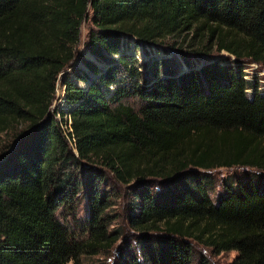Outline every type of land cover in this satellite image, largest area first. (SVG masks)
<instances>
[{
  "label": "trees",
  "instance_id": "obj_1",
  "mask_svg": "<svg viewBox=\"0 0 264 264\" xmlns=\"http://www.w3.org/2000/svg\"><path fill=\"white\" fill-rule=\"evenodd\" d=\"M245 61L264 70V0H0V264H81L120 236V264H208L195 245L264 264V185L206 191L212 169L264 172ZM117 198L129 232L109 228Z\"/></svg>",
  "mask_w": 264,
  "mask_h": 264
},
{
  "label": "rangeland",
  "instance_id": "obj_2",
  "mask_svg": "<svg viewBox=\"0 0 264 264\" xmlns=\"http://www.w3.org/2000/svg\"><path fill=\"white\" fill-rule=\"evenodd\" d=\"M90 27V23L88 21H83L80 25V38H79V44L77 46V56H85L87 60H90V58L86 55V51L84 48L85 42H86V34ZM127 54H133L136 56V58L139 60V63H144L147 58L150 57H170L172 52L170 54H164V52L160 50H155L154 47L147 48V54L145 55L141 49H138L137 51L134 50L132 43H130L128 48H123ZM176 58V56L174 55ZM232 57H228L226 53L220 52L219 55L215 57V60L220 62L221 65H226L228 63H232L231 60ZM195 60V59H194ZM177 70L179 74L186 72L187 68L184 65H181L180 62H177ZM200 66V62L196 63L194 69H198ZM73 67L80 68V64L78 61V58H75L73 61ZM99 68H102V64H98ZM242 73L244 74V78L246 81L251 82L255 85L257 90L259 92L264 93V70L260 68L258 65L250 63L249 61H245L243 63L242 67ZM61 78L59 77L54 98L51 102V110L58 109L63 111V113L68 112V108L63 103V86L61 85ZM201 89L205 91V87L203 84L201 85ZM247 94L252 93L251 89H247L245 91ZM214 179V183L211 187L207 188V194L209 198L212 200V202L216 203L218 199L221 196H224L227 192V189L223 187L224 183L230 185H233V181L235 182L236 186L233 188V190L237 194H242L245 191L249 190L250 188H253L257 192H261L263 190L264 185V172L261 170H250L247 168H216L209 171ZM240 178V179H239ZM82 199L78 200V213L76 217H72V210L63 211V217L68 224L74 225L76 221L81 220V218H85L84 214V206ZM126 200L128 201V198H117L115 199V204L111 206L110 213H113L115 215V219L111 222L109 228L114 229L116 227L121 228L123 231H128L127 223L124 221L123 217V211L125 207ZM83 211V212H82ZM118 215V217H117ZM83 221V220H82ZM74 227H76L74 225ZM129 235V233H128ZM123 236H120L118 241L119 242ZM115 243L111 248H109L107 251H100L96 253L95 255L84 257L82 256L80 258L81 264H120L121 260L119 259L121 250L118 251L116 248H118V243ZM196 252H201L203 256L208 260V264H226L230 262L233 257L235 256V251H226V252H220L218 254H215L211 252L210 248L203 247L201 245H195ZM67 264H71L70 262Z\"/></svg>",
  "mask_w": 264,
  "mask_h": 264
},
{
  "label": "water",
  "instance_id": "obj_3",
  "mask_svg": "<svg viewBox=\"0 0 264 264\" xmlns=\"http://www.w3.org/2000/svg\"><path fill=\"white\" fill-rule=\"evenodd\" d=\"M63 91H64V88H63Z\"/></svg>",
  "mask_w": 264,
  "mask_h": 264
}]
</instances>
